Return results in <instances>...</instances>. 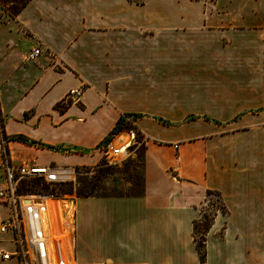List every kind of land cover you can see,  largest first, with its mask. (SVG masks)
<instances>
[{
	"label": "crops",
	"instance_id": "obj_1",
	"mask_svg": "<svg viewBox=\"0 0 264 264\" xmlns=\"http://www.w3.org/2000/svg\"><path fill=\"white\" fill-rule=\"evenodd\" d=\"M0 115L14 164L96 166L123 116L142 135V193L75 195L64 264H199L208 191L205 264H264V0H25L0 15Z\"/></svg>",
	"mask_w": 264,
	"mask_h": 264
},
{
	"label": "built area",
	"instance_id": "obj_2",
	"mask_svg": "<svg viewBox=\"0 0 264 264\" xmlns=\"http://www.w3.org/2000/svg\"><path fill=\"white\" fill-rule=\"evenodd\" d=\"M41 53L39 47L32 48L26 55V60H34ZM81 94V88L68 91L64 102L75 101ZM128 120V119H127ZM3 121L0 115V201L9 208L8 215L0 220V233L9 234L15 245L14 252H3L2 259L14 257L19 264L25 260L27 253L30 264L48 263V253L53 264H64L62 252L65 248V233L67 231L66 216L74 206L75 196L61 199L56 195L27 196L18 192L21 181L30 178H44L50 182L71 181L76 175L75 168H59L57 166H34L29 164H14L9 156L3 138ZM138 141L134 128H124L111 135L100 144L103 158L109 164L116 163V158L130 156L132 147ZM219 211H217L218 213ZM23 233L26 249L19 250L21 234Z\"/></svg>",
	"mask_w": 264,
	"mask_h": 264
},
{
	"label": "rangeland",
	"instance_id": "obj_3",
	"mask_svg": "<svg viewBox=\"0 0 264 264\" xmlns=\"http://www.w3.org/2000/svg\"><path fill=\"white\" fill-rule=\"evenodd\" d=\"M24 2L25 0H0V15L2 16L15 14ZM142 152L143 150L141 141H137L136 145L131 149L130 156L125 159H122V157L119 156L115 159L116 163L114 164L107 163L103 158L96 166L89 168H76V175L71 181L50 182L46 181L42 177L30 178L28 180L21 181L18 192L23 193L27 196L41 197L56 195L61 199H67V196H77V194L87 192L96 195L139 194L141 193L143 182L141 163ZM124 168H127L125 172L123 171ZM34 179H40V182L37 185L30 183V181ZM26 182H29V184L27 185ZM25 183L26 185L24 186ZM209 198L211 200L217 199L216 196H210L202 204V206H208ZM71 214L72 212L70 211L69 216H71ZM5 217L0 218V220ZM199 235L200 233L197 234L198 238ZM21 240L22 245H19L17 243L18 248L19 250H25L26 245L23 233L21 234ZM21 254L25 255V258H23V260L25 261L22 262V264H30L31 261L29 255L22 251Z\"/></svg>",
	"mask_w": 264,
	"mask_h": 264
},
{
	"label": "trees",
	"instance_id": "obj_4",
	"mask_svg": "<svg viewBox=\"0 0 264 264\" xmlns=\"http://www.w3.org/2000/svg\"><path fill=\"white\" fill-rule=\"evenodd\" d=\"M128 116H123L121 117L116 126L114 127V129L111 132V135H114L116 133H118L120 130L124 129V128H135V126H133L132 124L129 123V121H126L125 118ZM139 134V133H138ZM138 141H141V145H142V150L144 148V141H142V135H138ZM142 163V160H141ZM127 170V168H124L123 171L125 172ZM40 182V179H34L32 181H30V183L32 184H38ZM27 185L29 184V182H26ZM26 183L24 184V186L26 185ZM142 186H143V182H142ZM143 189V188H142ZM142 193V190H141ZM139 193V194H141ZM90 195H96V194H90V193H81V194H77V196H90ZM134 195V194H133ZM210 196H216L217 199L216 200H211L209 198L208 200V206L204 207L201 206L200 209V217L199 219L194 221V225H193V235H194V241L196 243V248L198 251V255H199V264H205V240H206V233L208 231V229L211 226L212 221L214 220L215 215L217 214V211H221V212H225L226 211V207L223 204L220 195L216 192H212V191H208L207 192V196L206 199L204 200V202L207 200L208 197ZM200 233L199 238L197 237V234Z\"/></svg>",
	"mask_w": 264,
	"mask_h": 264
},
{
	"label": "bare ground",
	"instance_id": "obj_5",
	"mask_svg": "<svg viewBox=\"0 0 264 264\" xmlns=\"http://www.w3.org/2000/svg\"><path fill=\"white\" fill-rule=\"evenodd\" d=\"M48 257H49V259H48V263H51L52 257L50 256V253H48ZM58 264H59V263H58Z\"/></svg>",
	"mask_w": 264,
	"mask_h": 264
}]
</instances>
